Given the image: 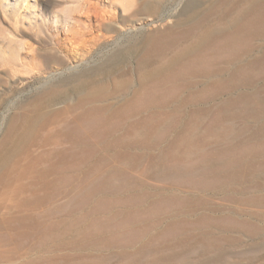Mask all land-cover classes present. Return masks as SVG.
Wrapping results in <instances>:
<instances>
[{
	"label": "bare ground",
	"instance_id": "obj_1",
	"mask_svg": "<svg viewBox=\"0 0 264 264\" xmlns=\"http://www.w3.org/2000/svg\"><path fill=\"white\" fill-rule=\"evenodd\" d=\"M180 17L177 27L146 35L133 65L108 80L89 72L67 88L50 85L11 117L0 141V262L33 238L39 207L76 212L71 224L82 225V238L141 243L143 252L153 236L139 226L153 211L138 208L146 193L128 166L137 148L166 142L145 156L159 165L153 175L176 187L205 192L244 173L264 176V0H187ZM101 38L70 41L83 50ZM187 201L173 195L155 209ZM177 230L169 222L158 238Z\"/></svg>",
	"mask_w": 264,
	"mask_h": 264
},
{
	"label": "rangeland",
	"instance_id": "obj_2",
	"mask_svg": "<svg viewBox=\"0 0 264 264\" xmlns=\"http://www.w3.org/2000/svg\"><path fill=\"white\" fill-rule=\"evenodd\" d=\"M186 1L0 0V141L11 117L30 108L46 87L67 88L89 72L108 80L119 67L133 65L134 46L150 33L177 27ZM140 4L146 5V11L135 15ZM71 35L102 38L92 49L79 51ZM63 99L49 101L43 108L57 107ZM260 122L264 124V116ZM171 139L169 135L167 141ZM165 146L163 142L134 149L128 161L134 180L143 181L137 192L146 193L138 199V208L153 211L139 226L153 236L143 252L141 243L123 247L82 238V225L71 224L76 212L47 214L39 207L33 215L37 229L33 238L23 239L16 256L0 264H264V176L244 173L221 189L205 192L172 186L153 175L159 165L145 156L158 154ZM173 195L189 201L155 209L157 202ZM169 222L178 230L162 241L158 237Z\"/></svg>",
	"mask_w": 264,
	"mask_h": 264
}]
</instances>
